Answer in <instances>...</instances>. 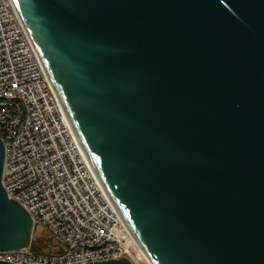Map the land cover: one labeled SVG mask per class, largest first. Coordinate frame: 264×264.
Returning <instances> with one entry per match:
<instances>
[{"label": "water", "instance_id": "obj_1", "mask_svg": "<svg viewBox=\"0 0 264 264\" xmlns=\"http://www.w3.org/2000/svg\"><path fill=\"white\" fill-rule=\"evenodd\" d=\"M12 1L148 260L264 264V0ZM4 166L0 138V250L20 249Z\"/></svg>", "mask_w": 264, "mask_h": 264}, {"label": "built area", "instance_id": "obj_2", "mask_svg": "<svg viewBox=\"0 0 264 264\" xmlns=\"http://www.w3.org/2000/svg\"><path fill=\"white\" fill-rule=\"evenodd\" d=\"M0 138L2 184L45 229L55 250L32 240L0 250L18 264H82L127 258L152 264L142 252L92 167L12 0H0Z\"/></svg>", "mask_w": 264, "mask_h": 264}, {"label": "rangeland", "instance_id": "obj_3", "mask_svg": "<svg viewBox=\"0 0 264 264\" xmlns=\"http://www.w3.org/2000/svg\"><path fill=\"white\" fill-rule=\"evenodd\" d=\"M33 240L37 249L43 252L55 250V242L50 234L43 228H37L33 234Z\"/></svg>", "mask_w": 264, "mask_h": 264}, {"label": "trees", "instance_id": "obj_4", "mask_svg": "<svg viewBox=\"0 0 264 264\" xmlns=\"http://www.w3.org/2000/svg\"><path fill=\"white\" fill-rule=\"evenodd\" d=\"M37 249V248H36ZM38 251H40L39 249H37ZM41 252H43V251H41Z\"/></svg>", "mask_w": 264, "mask_h": 264}]
</instances>
